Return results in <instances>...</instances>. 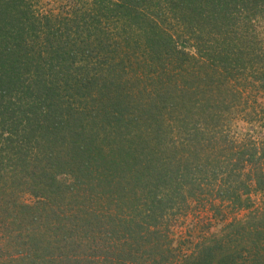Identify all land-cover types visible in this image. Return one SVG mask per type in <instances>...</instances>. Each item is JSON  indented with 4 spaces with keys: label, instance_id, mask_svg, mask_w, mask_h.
Instances as JSON below:
<instances>
[{
    "label": "trees",
    "instance_id": "trees-1",
    "mask_svg": "<svg viewBox=\"0 0 264 264\" xmlns=\"http://www.w3.org/2000/svg\"><path fill=\"white\" fill-rule=\"evenodd\" d=\"M44 4L0 0V264H264V208L172 238L264 193V0Z\"/></svg>",
    "mask_w": 264,
    "mask_h": 264
},
{
    "label": "rangeland",
    "instance_id": "rangeland-1",
    "mask_svg": "<svg viewBox=\"0 0 264 264\" xmlns=\"http://www.w3.org/2000/svg\"><path fill=\"white\" fill-rule=\"evenodd\" d=\"M47 1H49V4H44L42 11L50 8L52 10L60 11V8L63 7L61 5L66 2L67 4H65V6L68 5V0H65L64 2H61L62 0ZM238 122L240 123L241 129L244 131L242 135H245V132L248 130H245V125L241 121ZM260 125V122H258V124L255 123L253 129L248 132L251 134L259 133L261 131ZM24 200L26 202L32 201L29 196H26ZM252 201L251 210H237L227 204L219 203L218 201L213 203L212 198H201L200 201L195 200L193 201L194 203H190L189 208H187L185 214H183L185 216L178 219L176 224L173 225L172 238H174L178 246H182L185 253H192L204 243L215 244L224 238V242L230 241L234 238V242H238L241 244V247H244L246 241H244V239L236 238V231L234 232L233 226H239L241 221V226H244L251 214L257 213L258 215V213L263 210L264 193L254 192L252 194ZM213 205H219L218 209L221 212L219 213L216 210H212L211 206ZM239 229L241 233H248L247 230H243L240 226ZM247 237H249V235H247ZM250 240L255 241L257 240V237L252 236ZM233 245H235V243Z\"/></svg>",
    "mask_w": 264,
    "mask_h": 264
}]
</instances>
